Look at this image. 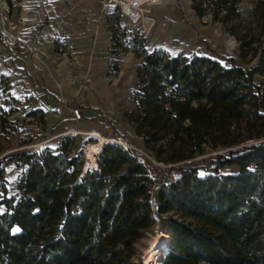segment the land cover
<instances>
[{
	"label": "trees",
	"instance_id": "obj_1",
	"mask_svg": "<svg viewBox=\"0 0 264 264\" xmlns=\"http://www.w3.org/2000/svg\"><path fill=\"white\" fill-rule=\"evenodd\" d=\"M190 8L220 23L238 54L149 49L136 31L123 42L141 59L124 116L163 167L107 141L122 137L109 116L76 97L67 105L107 129L84 171L78 134H61L54 148L4 154L0 140V264H138L132 246L155 225L167 235L155 264H264V0H190ZM115 22L113 53L122 48ZM16 43L0 33L9 57ZM8 88L0 74L4 101ZM12 111L0 113V138L15 129ZM26 115L45 126L42 109ZM204 146L216 153L194 163ZM8 164L18 169L10 194Z\"/></svg>",
	"mask_w": 264,
	"mask_h": 264
},
{
	"label": "crops",
	"instance_id": "obj_2",
	"mask_svg": "<svg viewBox=\"0 0 264 264\" xmlns=\"http://www.w3.org/2000/svg\"><path fill=\"white\" fill-rule=\"evenodd\" d=\"M100 5L101 0H0V14L13 26L9 32L17 39L18 47L12 57H9L5 48L0 51V74L9 79L12 95L21 101L27 98L31 105L29 110L42 109L45 125L48 118L56 115L50 128L73 129L77 120L71 114L66 118V112L62 110L65 104L70 107L67 104L72 98L86 100L91 106H97L107 99L101 93L105 91V87H99L104 86L107 81L105 74L113 52L108 16L100 11ZM161 5L162 3L152 7L154 13L157 9L162 10ZM186 9L194 16L193 19L185 18L188 13ZM202 19L191 10L190 0L181 9L171 8L160 17L154 16L157 44H147L148 48L159 46L175 53L173 49L178 44L186 48L185 45L190 40L191 43L195 41L193 46H189L190 50L192 47H200V53L210 55L201 48V40L207 39L198 26ZM1 27L0 21V29ZM58 37L67 40L70 57L65 58L55 52L52 44ZM6 39L13 41L9 37ZM56 53L57 57L53 56ZM54 57L63 61L57 63ZM64 60H71L69 63L74 65L72 67L79 70L75 81H81L80 86L84 88L82 96L75 95L77 85H72L65 75L51 76L54 74L51 73L53 68L58 73L65 68ZM140 61L132 51L125 50L114 70L112 84L129 83L134 78L135 67ZM80 112L81 115L90 114L87 109Z\"/></svg>",
	"mask_w": 264,
	"mask_h": 264
},
{
	"label": "rangeland",
	"instance_id": "obj_3",
	"mask_svg": "<svg viewBox=\"0 0 264 264\" xmlns=\"http://www.w3.org/2000/svg\"><path fill=\"white\" fill-rule=\"evenodd\" d=\"M187 1L188 0H180V1L161 0L160 3H162L161 5L162 10L157 9L156 13H154L153 8H152V10L150 11V16L152 18H154V16L160 17L163 12H166V10H170L171 8H174L175 10L177 8L181 9V6L183 7L187 5ZM187 12H188L186 13L187 17L185 18L190 19V20L193 19L194 16L191 15L190 11H187ZM107 16L109 17V20L107 19V23H109V21L115 22V19L117 20L115 23L118 22V15L114 11H112V9H109V15ZM202 20L203 21L198 22V26L200 28L201 33L207 36V39L209 40V42H208V45H205L203 43L201 45L202 46L201 48L204 49V51L206 50L207 52H209L211 56H215L214 53L211 52L212 50H210L212 48H215L219 54L236 56L238 54V44L231 36H229L227 33L221 30L220 23L212 22L210 20L209 14L203 17ZM118 28L119 29H117L118 30L117 34L119 35V37H121L120 42H121L122 48L120 49L119 47L118 52L113 53L112 54L113 58L109 60L108 71H106L107 73L105 74V76H107L106 78L107 81L105 80L106 83L104 86L99 87V89L105 87L104 88L105 91L103 92L101 91V93H103L107 99L106 100L104 99L102 103H100L99 105L102 108V110L109 116L111 123L114 125V127L119 131L120 135L122 136V137L120 136L121 137L120 140L118 139H115V140L119 141L125 147H132L138 152H141V154H143L144 157H147L149 160L153 161L155 164L159 165L160 167H163V164L155 162L152 159V157L149 155V153L146 152L145 148L143 147L141 137H139L138 135L134 133L133 128L131 127V124L127 122L124 116V112L128 110L130 106H132L133 104L132 89L134 87L135 76L129 83H126L123 85H113L112 84V81L114 79L113 66L115 64L118 65L119 58L123 56V53H125L123 42L126 41V38L128 37L129 34L131 35L132 33L135 32L132 30L133 28L127 25L126 23H123V24L119 23ZM155 30H156V25L154 26V30L151 32V34L148 37H145L146 43L148 45H151L157 42ZM110 34H111V31H110ZM59 40H60V37L54 40L52 44L55 52L57 53L61 51L59 43H58ZM66 43H67V40H66ZM67 44H66L67 57H70L68 54L69 48ZM112 44L113 43H111V46ZM194 44H195V41L191 43V41L188 40L185 45L186 48H183L182 44L181 45L178 44V46H176L173 50L175 51V53L176 51H178V52L189 54L191 52H195V50H196V53H200V50H199L200 47L199 48L192 47V49L194 48V50L193 51L192 49L190 50L189 46L190 45L193 46ZM57 53L54 54L53 56L57 57ZM56 57H54V59L57 61V63L58 61L59 62L63 61L61 58H56ZM218 59L224 62L223 58L218 57ZM69 62H71V60L70 61L64 60L65 65L63 63L62 64L65 66V68L61 69L60 73H58V71L55 70V68H53L51 70V73L52 74L54 73L55 75L53 74L51 76H58V74H60V76L65 75V77L70 80L72 85L73 84L77 85V87L74 89L75 95L82 96L84 88L80 86L81 81L79 82L75 81L76 73L79 72V70L77 69V67H72L74 65H72V63H69ZM108 77H109V80H108ZM8 84L10 87L9 79H8ZM5 96L8 98L7 101H4L3 97L0 98V113L4 110H9L10 108L13 109L11 114L8 116V119L12 121L13 125L15 126V129L11 134L9 133L5 134L0 138L3 146L5 147L3 154L9 151L21 149V148L34 147L36 149V148H39L40 146H49L51 148H54L61 134L68 133V132L73 133V132H70V130H74L77 133H73V134H78L83 137V143H84L83 156H84V160L86 161L92 157V156L91 157L87 156L85 152L86 147L89 144L97 142L98 140V137L94 136L92 132H96L98 135L102 136L105 139L104 135L107 132V129L101 123V121H99V119L84 120L82 117L75 122V126L73 127V129L67 130V129L58 127L57 129H54L52 135L51 134L47 135L46 133L50 130L49 126L53 123L54 118H57L56 115H52L51 118H48V121H46V125L43 126L39 123L37 119L26 115V113L29 111L31 107L26 97H25L26 100L24 101L17 99L15 95H12V92L11 90H9V88H8V91H6ZM62 110L66 112V115H65L66 118H69L70 111L68 110L66 104L62 107ZM88 137L94 138V140L91 141L90 143L89 142L87 143L86 140ZM215 153H216L215 150L210 149L208 146H204L203 153L194 157L193 162L196 164H201V163L205 164L207 159ZM233 170L234 169L232 167L220 168L221 172H229ZM17 173H18V169H16L12 164H8L6 166L5 174H4V182L6 183L8 194L12 193L15 189L14 182H15ZM155 237H159L162 241L166 243V238H167L166 233L164 231H159L156 225L153 226V228L145 231L142 237L133 244L132 246V260L133 261H135L138 264H143L144 254L147 248L149 247L151 241ZM162 250H161V253H162Z\"/></svg>",
	"mask_w": 264,
	"mask_h": 264
},
{
	"label": "built area",
	"instance_id": "obj_4",
	"mask_svg": "<svg viewBox=\"0 0 264 264\" xmlns=\"http://www.w3.org/2000/svg\"><path fill=\"white\" fill-rule=\"evenodd\" d=\"M160 1L161 0H102L100 11L105 15H109V9H112V11H114L118 15L119 23H126L133 28V31H136L139 35L145 38L151 34V30L154 26V20L150 16L151 8L159 4ZM0 21L2 25L0 33L5 38L9 37L15 40L16 38L9 32L13 26L9 22H6V18L2 14H0ZM109 23L114 24V22L112 21H109ZM128 37H130V34L128 35ZM58 43L61 49V52L59 53L63 57L68 58L66 50V40L61 37ZM67 108L75 120L81 118V112L79 108Z\"/></svg>",
	"mask_w": 264,
	"mask_h": 264
},
{
	"label": "bare ground",
	"instance_id": "obj_5",
	"mask_svg": "<svg viewBox=\"0 0 264 264\" xmlns=\"http://www.w3.org/2000/svg\"><path fill=\"white\" fill-rule=\"evenodd\" d=\"M70 132L75 133L74 130H70ZM72 133V134H73ZM92 134L94 136L98 137L97 142H94L92 144H89L86 149L85 152L87 154L88 157H91L93 154H95V152H97V150L99 149V147L101 146V144L103 143V141L105 140L102 136L98 135L96 132H92ZM111 142H116L121 144L119 141L115 140V139H108ZM123 145V144H122ZM84 153V152H83ZM88 165V161L86 162ZM166 245V243L164 241H162L159 237H155L149 247L147 248L144 257H143V264H155L156 259L158 258V256L161 253L162 248H164Z\"/></svg>",
	"mask_w": 264,
	"mask_h": 264
},
{
	"label": "water",
	"instance_id": "obj_6",
	"mask_svg": "<svg viewBox=\"0 0 264 264\" xmlns=\"http://www.w3.org/2000/svg\"><path fill=\"white\" fill-rule=\"evenodd\" d=\"M69 133V132H68ZM71 134V133H70ZM107 141H109V140H107ZM111 142V141H110ZM116 143V142H115ZM119 144V143H118ZM122 145V144H121ZM84 149V148H83ZM84 164H85V160H84V163H83V166H82V171H84L86 168H85V166H84Z\"/></svg>",
	"mask_w": 264,
	"mask_h": 264
},
{
	"label": "snow or ice",
	"instance_id": "obj_7",
	"mask_svg": "<svg viewBox=\"0 0 264 264\" xmlns=\"http://www.w3.org/2000/svg\"><path fill=\"white\" fill-rule=\"evenodd\" d=\"M201 175H203V173H201ZM14 231H19V229H15Z\"/></svg>",
	"mask_w": 264,
	"mask_h": 264
}]
</instances>
